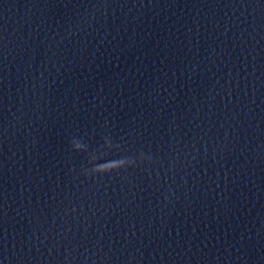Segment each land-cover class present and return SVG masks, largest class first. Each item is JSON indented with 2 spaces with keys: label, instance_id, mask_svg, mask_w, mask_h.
Instances as JSON below:
<instances>
[{
  "label": "water",
  "instance_id": "95a60500",
  "mask_svg": "<svg viewBox=\"0 0 264 264\" xmlns=\"http://www.w3.org/2000/svg\"><path fill=\"white\" fill-rule=\"evenodd\" d=\"M192 0H0V153Z\"/></svg>",
  "mask_w": 264,
  "mask_h": 264
}]
</instances>
